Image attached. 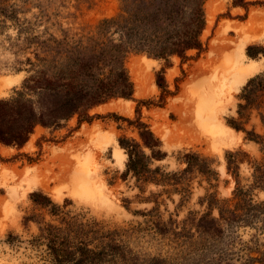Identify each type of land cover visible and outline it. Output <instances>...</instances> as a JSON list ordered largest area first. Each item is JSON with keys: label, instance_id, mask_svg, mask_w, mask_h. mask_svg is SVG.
Returning <instances> with one entry per match:
<instances>
[{"label": "rangeland", "instance_id": "obj_1", "mask_svg": "<svg viewBox=\"0 0 264 264\" xmlns=\"http://www.w3.org/2000/svg\"><path fill=\"white\" fill-rule=\"evenodd\" d=\"M121 7V0H0V101L19 99L34 73L33 36H84L78 52H85L86 37ZM203 10L201 48L184 57L128 55L129 98H111L64 117L61 93L36 88L0 106V264H45L35 237L46 223L71 216L127 230L124 240L140 255L171 256L169 235L159 230L181 226L193 211L203 213L207 194L231 198L237 182L246 188L252 183V163L263 152L246 131L264 136V100H257L264 91L257 90L250 102L246 96L249 81L264 75V0H205ZM100 68L95 63L94 71ZM33 118L25 141L5 140L22 134ZM139 122L159 140L155 150L163 156L151 159L152 170L181 172L188 153L209 160L212 173L188 174L187 201L167 182H143L128 170L121 139L140 142L152 155ZM232 155L239 161L229 169ZM255 193L264 198V192ZM238 233L247 239L254 230Z\"/></svg>", "mask_w": 264, "mask_h": 264}, {"label": "trees", "instance_id": "obj_2", "mask_svg": "<svg viewBox=\"0 0 264 264\" xmlns=\"http://www.w3.org/2000/svg\"><path fill=\"white\" fill-rule=\"evenodd\" d=\"M121 1L119 14L101 21L97 34L86 37L90 43L83 47L85 52H78L84 36L77 41L68 32L62 38L53 34L33 36L30 41L36 45V60L29 61L34 73L26 80L24 91L18 93L19 99L1 100L0 106L19 102L36 88L58 90L62 98L59 110L65 117L111 98L131 97L133 84L125 67L131 52L168 58L184 57L188 50L201 48L205 0ZM235 1L246 3V0ZM251 48L248 52L253 56ZM261 52L264 55V48ZM95 63L101 65L98 72L94 71ZM257 90L264 91V75L249 81V96H246L249 102ZM257 100L263 101L264 94L258 95ZM245 107L241 104V108ZM240 113L244 117V112ZM84 115L92 118L86 111ZM35 124L36 118H33L26 123L22 134L5 140L25 141ZM138 127L143 144L152 149V155L145 153L140 142L121 139L120 144L129 155L128 170L143 182L149 179L167 182L187 201L191 193L186 183L188 174L194 170L212 173L209 160L188 153L185 155L187 167L181 172L152 170L151 159L163 156L160 150H155L159 140L145 124L139 122ZM246 132L250 140L261 145L263 152L252 163V183L246 188L237 182L231 198L207 194L202 198L206 210L191 212L181 226H164V232L156 226L158 233L169 235L171 256L140 255L124 240L127 230H110L99 221L71 216L59 223H46L35 237L34 245L42 248L45 264H264V242L260 239L264 234V198L255 193L256 190L264 192V136ZM232 158L229 169L239 161L235 155ZM241 228L254 233L245 239L238 233Z\"/></svg>", "mask_w": 264, "mask_h": 264}, {"label": "bare ground", "instance_id": "obj_3", "mask_svg": "<svg viewBox=\"0 0 264 264\" xmlns=\"http://www.w3.org/2000/svg\"><path fill=\"white\" fill-rule=\"evenodd\" d=\"M254 21H255V20H254ZM248 39H249V34L246 36L245 41H247ZM245 74H246V73H243V74L241 75V77H243ZM3 90H4V87H1V88H0V95L2 94Z\"/></svg>", "mask_w": 264, "mask_h": 264}]
</instances>
